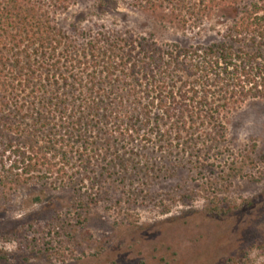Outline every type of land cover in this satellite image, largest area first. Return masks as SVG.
Segmentation results:
<instances>
[{"label":"rangeland","instance_id":"obj_1","mask_svg":"<svg viewBox=\"0 0 264 264\" xmlns=\"http://www.w3.org/2000/svg\"><path fill=\"white\" fill-rule=\"evenodd\" d=\"M59 21L189 46L221 40L233 16L212 0H79ZM223 118L218 145L98 138L91 171L78 159L1 187L0 264H264V100Z\"/></svg>","mask_w":264,"mask_h":264},{"label":"trees","instance_id":"obj_2","mask_svg":"<svg viewBox=\"0 0 264 264\" xmlns=\"http://www.w3.org/2000/svg\"><path fill=\"white\" fill-rule=\"evenodd\" d=\"M78 2L0 0V188L47 180L60 165L67 175L78 159L91 171L98 138L218 145L227 112L264 100V0H212L233 22L218 42L189 46L70 31L59 17Z\"/></svg>","mask_w":264,"mask_h":264}]
</instances>
